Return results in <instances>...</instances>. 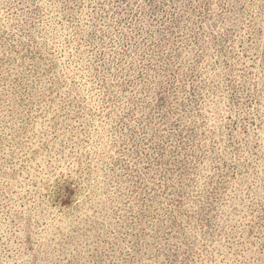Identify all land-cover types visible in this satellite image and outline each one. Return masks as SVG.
Here are the masks:
<instances>
[{"label":"rangeland","instance_id":"374dc122","mask_svg":"<svg viewBox=\"0 0 264 264\" xmlns=\"http://www.w3.org/2000/svg\"><path fill=\"white\" fill-rule=\"evenodd\" d=\"M0 264H264V0H0Z\"/></svg>","mask_w":264,"mask_h":264}]
</instances>
